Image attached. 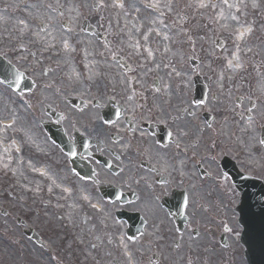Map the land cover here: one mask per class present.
<instances>
[{
	"label": "flooded vegetation",
	"instance_id": "obj_1",
	"mask_svg": "<svg viewBox=\"0 0 264 264\" xmlns=\"http://www.w3.org/2000/svg\"><path fill=\"white\" fill-rule=\"evenodd\" d=\"M145 19L144 36H158L157 62L164 49L178 51L185 30V75L174 78L169 64L128 65L119 53L123 76L113 70L89 95L66 96L72 116L60 115L66 184L119 227L99 218L90 249L104 264H244L237 188L243 179L264 182V0H191L187 14Z\"/></svg>",
	"mask_w": 264,
	"mask_h": 264
},
{
	"label": "rangeland",
	"instance_id": "obj_2",
	"mask_svg": "<svg viewBox=\"0 0 264 264\" xmlns=\"http://www.w3.org/2000/svg\"><path fill=\"white\" fill-rule=\"evenodd\" d=\"M97 1L98 8L93 0H0V55L37 85L34 92L19 95L0 84V264H104L95 260L96 252L90 249L92 244L98 248L99 218L107 220L111 229H119L108 219L111 215L94 206L93 197L74 193L66 184L68 174L61 169L59 150L41 125L49 120L46 106L71 117L66 96L89 95L100 80L110 79L113 70L116 77L123 76L111 58L117 53L124 54L129 65L169 64L176 79L188 71L185 30L175 39L178 51L164 49L157 62L152 50L159 44L154 45L152 35H143L145 25L140 21L146 20V14L157 22L174 10L187 14L183 8L191 0L180 4L158 0L164 17L146 12L144 0ZM84 20L107 30L115 51L85 34ZM42 23L47 30L41 29ZM17 217L28 219L50 251L22 234ZM60 218L69 224L66 236ZM49 234L53 237L47 240ZM121 235L113 239L122 248ZM72 237L82 247V256ZM126 263L131 264V258L126 257Z\"/></svg>",
	"mask_w": 264,
	"mask_h": 264
},
{
	"label": "water",
	"instance_id": "obj_3",
	"mask_svg": "<svg viewBox=\"0 0 264 264\" xmlns=\"http://www.w3.org/2000/svg\"><path fill=\"white\" fill-rule=\"evenodd\" d=\"M93 32V31H89ZM21 76L10 65L0 60V81L19 91L27 89L23 86ZM50 132V131H49ZM51 136H56L51 132ZM263 195L259 197L244 195L240 208L241 223L244 228L242 243L246 248L245 257L248 264H264V203Z\"/></svg>",
	"mask_w": 264,
	"mask_h": 264
},
{
	"label": "snow or ice",
	"instance_id": "obj_4",
	"mask_svg": "<svg viewBox=\"0 0 264 264\" xmlns=\"http://www.w3.org/2000/svg\"><path fill=\"white\" fill-rule=\"evenodd\" d=\"M224 2L227 4V0H224ZM205 5L201 4L200 7H204ZM231 7V5H229Z\"/></svg>",
	"mask_w": 264,
	"mask_h": 264
},
{
	"label": "bare ground",
	"instance_id": "obj_5",
	"mask_svg": "<svg viewBox=\"0 0 264 264\" xmlns=\"http://www.w3.org/2000/svg\"><path fill=\"white\" fill-rule=\"evenodd\" d=\"M6 148H8V147H6Z\"/></svg>",
	"mask_w": 264,
	"mask_h": 264
}]
</instances>
